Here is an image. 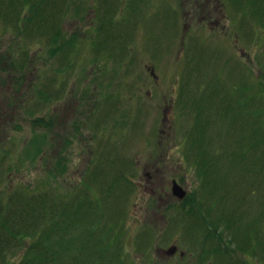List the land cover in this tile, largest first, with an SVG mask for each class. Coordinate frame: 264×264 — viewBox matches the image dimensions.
Listing matches in <instances>:
<instances>
[{"label":"rangeland","instance_id":"rangeland-1","mask_svg":"<svg viewBox=\"0 0 264 264\" xmlns=\"http://www.w3.org/2000/svg\"><path fill=\"white\" fill-rule=\"evenodd\" d=\"M23 2L0 0V199L89 204L83 264L108 236L124 264H264V0H49L57 40Z\"/></svg>","mask_w":264,"mask_h":264},{"label":"trees","instance_id":"trees-1","mask_svg":"<svg viewBox=\"0 0 264 264\" xmlns=\"http://www.w3.org/2000/svg\"><path fill=\"white\" fill-rule=\"evenodd\" d=\"M22 1H24L23 6H25L28 0H20V3ZM41 1V4H39L40 8H33V15L27 22L30 24L34 23L38 30L52 28L56 32L54 38L57 40L58 31L54 23L57 21L58 14H44L43 7L51 5L48 2L49 0ZM253 13L255 18L256 16H260L257 12ZM243 14H246L244 10ZM17 19H19V16H17ZM104 23L112 22L109 20ZM200 150L201 154L204 155L206 153L202 147ZM193 205H190L186 209L185 214L189 216L188 219H196L197 212H200L202 209L199 207L196 210ZM185 206L187 205L185 204ZM90 208L89 204H75L74 202L72 204H64V199L59 193H56V196L50 195L49 198V195L46 193H37L35 190L22 191V193L15 192L6 201L0 199V264H83L80 262V259L83 260L84 258L82 253H80L76 261L72 260L76 255L70 252V245L72 244V238L75 236V224L79 222L76 219L82 218L81 214L85 218ZM73 216L74 219L72 220ZM209 224L208 222H201L197 224V227L202 231L207 227L206 236L208 238L221 235L218 234L217 227L215 228V232L211 231L212 227ZM228 227L230 228V225ZM196 230L197 228H195ZM78 232L82 235L80 231ZM79 239L81 240V238ZM81 242L83 243V241ZM106 242L113 246L114 242L118 243L112 236H108ZM106 242L105 240L98 241L96 246L99 245L105 248ZM99 246H97L94 253L98 260L93 262V264H102L107 257H109L107 263L113 264V260L116 258L114 253H111L108 249H102L99 252ZM204 252L208 255L210 253L226 254L228 250L222 251L216 245L210 251L206 250ZM116 260L117 264H124L119 256H117ZM101 261L103 262L101 263Z\"/></svg>","mask_w":264,"mask_h":264},{"label":"water","instance_id":"water-1","mask_svg":"<svg viewBox=\"0 0 264 264\" xmlns=\"http://www.w3.org/2000/svg\"><path fill=\"white\" fill-rule=\"evenodd\" d=\"M172 192H173V195L177 197L180 201L184 200L187 197V191L182 186L177 184V182L173 183ZM177 250H178L177 247H174V248H171L169 252L175 253Z\"/></svg>","mask_w":264,"mask_h":264},{"label":"flooded vegetation","instance_id":"flooded-vegetation-1","mask_svg":"<svg viewBox=\"0 0 264 264\" xmlns=\"http://www.w3.org/2000/svg\"><path fill=\"white\" fill-rule=\"evenodd\" d=\"M166 253H167V252H166ZM166 253H165V254H166ZM176 254H177V252H176L173 256H175ZM180 254H181L180 256H181V258H182V257H183V253H180ZM167 255H169V254L167 253Z\"/></svg>","mask_w":264,"mask_h":264}]
</instances>
